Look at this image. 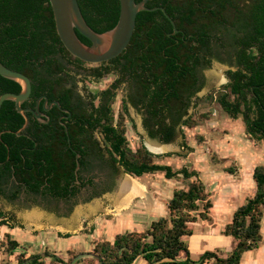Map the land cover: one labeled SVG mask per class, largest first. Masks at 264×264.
<instances>
[{
  "label": "trees",
  "instance_id": "obj_1",
  "mask_svg": "<svg viewBox=\"0 0 264 264\" xmlns=\"http://www.w3.org/2000/svg\"><path fill=\"white\" fill-rule=\"evenodd\" d=\"M78 2L86 22L95 32L104 33L117 25L120 17L119 0ZM216 8L214 31L219 47L231 46L237 50L240 63L237 70L226 72L228 82L216 92L215 100L231 119L242 120L246 134L252 140L264 144V0H216ZM166 11L174 21L178 19L177 16L174 17L172 8L166 7ZM156 14L164 18L163 13L159 11L155 14L139 13L127 58L135 55L138 51L136 46L141 40L145 41V46L148 45L154 30L150 24L154 22ZM165 21L167 24L164 38L166 33L173 31L170 21L167 19ZM179 28L197 30L195 26L188 28L182 24ZM77 34L83 43L91 45L87 38L80 33ZM145 46L139 49L146 51ZM155 51L159 54L160 62H168L173 68L146 70L142 72L143 76L138 75L136 71L137 82H141L144 90L142 94L144 98L135 103V107L139 108L142 104L141 106L149 108L156 127L148 130L149 136L170 143L175 138V127L178 124L182 123L184 127L194 129L204 120H209L210 115L204 114L197 118L191 116L182 120L186 115L182 111L177 120L173 121L171 118L173 125L167 124V117L162 116V110L169 107L170 111V107H175L178 101H182V95L177 90L183 84L187 86L194 72L179 69L177 62L180 61L172 48H168L166 54H162L163 48ZM145 56L148 55L143 57ZM155 56L151 57L154 59ZM0 61L6 67L23 73L32 81L33 95L45 92L42 88L34 87L37 74L41 70H49L57 76L64 73L67 65L76 66L80 70L84 65H88L72 56L61 42L49 0H0ZM114 68L115 66H109L104 71L95 68L91 75L100 79ZM126 72L129 73L128 70ZM57 78H59L57 84H62L64 77ZM123 81L121 79L118 83ZM151 84L156 89L152 92L151 98H148L145 89ZM21 89L19 83L0 76V96L5 93L19 94ZM64 90L63 87L61 91ZM61 91L57 90L54 95L49 96L58 99L64 105L68 99L62 97L64 93ZM103 96L100 106L92 104L91 114L77 115L79 120L74 124V129L68 126L72 147H69L68 135L59 122L54 126L30 120V125L25 131L27 136L3 133L0 136V181L5 174L2 170L5 164L10 169L11 176H14L16 181L21 180L29 192L48 194L51 190V195L56 199L71 201L77 198L83 188L99 187L92 178L85 180L82 173L96 170L98 163L103 161H107L113 171L122 169L124 174L135 179L145 174L164 172L169 180L178 175L192 180L186 188L174 191L167 204L168 218L153 221L145 231L121 233L117 234L113 241L96 242L93 250L86 255L96 259L98 264H136L139 259H143L146 264H241L244 253L261 247L264 242L262 234L264 165L256 166L253 171L255 194L235 210L232 221L222 232L225 237L234 241L233 250L224 258L216 252L206 251L200 261H194L189 245L184 239L193 235L190 228L192 224L211 221L214 207L211 194L201 180L200 173L188 167L175 171L171 166L156 162L158 158L173 156L175 153L154 154L144 145L132 148L126 123L129 117L128 100L121 99L119 110L116 111L117 100L112 91L107 90ZM97 98L98 94H95L94 99ZM201 100L197 99V102ZM183 106H189V101H185ZM99 113L102 117L95 120L96 124L90 123L95 114ZM9 114H13V122L7 121ZM29 116L33 118L32 115ZM24 123L25 119L16 111L15 103L4 102L0 110V133L6 130L17 132ZM86 126L92 128L91 130L100 127L104 149L100 148L96 139H93V134H88L85 140L92 142V145H87L79 137V131H84ZM39 131L49 138L45 139V135L39 136ZM183 140L180 144L183 152L178 154L187 157L193 152V148L186 144L184 135ZM106 155L108 160L105 158ZM227 171L232 173L231 169ZM1 184L2 181L0 190ZM41 187L45 188L44 191ZM110 189L107 187L95 192L91 199L101 196ZM9 199L14 201L16 196L13 195ZM7 217L8 215L0 211V226H6L10 230L23 228L16 224L13 218ZM7 219L10 222H7ZM57 236L66 239L72 237L69 233H58ZM0 252L9 258L2 264H14L11 261L12 257L15 264H48L45 258L50 259V264H80L79 256L85 255H78L77 252L69 250L70 256L65 260L51 254L49 250H45L44 256L39 253L28 254L27 247L16 240L10 232H6L0 239Z\"/></svg>",
  "mask_w": 264,
  "mask_h": 264
},
{
  "label": "rangeland",
  "instance_id": "obj_2",
  "mask_svg": "<svg viewBox=\"0 0 264 264\" xmlns=\"http://www.w3.org/2000/svg\"><path fill=\"white\" fill-rule=\"evenodd\" d=\"M225 70L223 66L214 64L205 72L206 87L198 94V99L202 100L200 102L193 100L197 109L193 113L190 109L193 117L207 114L210 115V119L204 120L194 129L181 126V132L173 143L160 144L157 139L151 140L142 128L141 116L132 108L130 113L137 122V128L132 125L129 117L126 122L127 135L132 148H137L143 142L152 152L175 153L173 156L158 158L156 162L171 166L175 171L188 167L190 170L195 169L202 173L201 180L212 196L214 208L211 212V221L192 224L190 228L193 235L184 239L189 245L194 261H200L206 251L216 252L224 258L233 250L234 241L225 237L222 232L232 221L235 210L246 201L247 197L255 193L253 171L256 166L264 165V144L252 140L246 134L242 120L231 119L215 100L216 92L228 82ZM112 80L113 78H110L109 81H105L103 87L108 86ZM94 85L90 88H94ZM120 100L121 96L115 104L116 111L119 110ZM182 134L186 144L195 149L189 158L178 154L183 152L180 148V144L184 141ZM105 158L108 160V155ZM227 169H231L232 173ZM94 176L100 186L97 191L111 188L96 198L91 199L93 189H85L71 201L65 203L57 201L50 210H45L42 205L29 206L21 201L20 206L18 202L14 205L0 202L5 210L15 214L23 225V228L16 230L13 236L27 247L28 254L39 253L44 256L45 250H49L51 254L68 260L70 256L68 251L73 250L78 255L85 254L79 256L80 264H98L96 259L86 255L93 250L96 242L113 241L117 234L149 229L147 221L141 223L139 215H135L137 220L130 218L118 220L120 213L129 210L128 198L134 195L135 190L128 181L131 180L130 176H126L122 169L113 171L107 161L98 163ZM137 180L148 187L153 186L159 194L158 198L163 209L152 211L153 221L169 217L167 204L174 191L186 188L192 181L183 178L182 175L169 180L164 172L145 174ZM247 180L251 181L253 186L239 188L237 182ZM120 184H123V189H119ZM124 190L130 193H124ZM47 232H49L48 236L45 235ZM58 233H69L72 237L58 238L55 236ZM262 234L264 237V218ZM8 259L3 255L0 264ZM253 259L264 264V242L259 250L244 253L242 263L251 264ZM45 260L50 264L49 258ZM11 261L15 259L11 258ZM136 264H146V262L139 259Z\"/></svg>",
  "mask_w": 264,
  "mask_h": 264
},
{
  "label": "flooded vegetation",
  "instance_id": "obj_3",
  "mask_svg": "<svg viewBox=\"0 0 264 264\" xmlns=\"http://www.w3.org/2000/svg\"><path fill=\"white\" fill-rule=\"evenodd\" d=\"M146 6L150 9L164 8L166 10V7L172 8L174 10V17L177 16L178 19L174 21L173 18H171L170 16L169 17L172 19V21H174L178 33L174 34V26L169 20V18L164 14V12H162L161 10L152 11L149 13L155 14L158 11L162 12L164 18L169 20L171 25L173 26V31L172 33H166V38H164L163 34L165 32L167 24L165 21L166 19L156 14L154 16V22L150 24V27L154 29L152 30L153 36L151 37V40L149 41L147 46H145V41L143 42V40H141L136 46V50L138 51L135 53V55L132 54L131 57L127 58V52L130 51L129 45L133 41L132 36V41H130L126 50L121 55L108 62L101 64L84 65L81 70L78 69L76 66L67 65L64 73H61L57 76L49 70H41L37 74V81L34 83V87L36 86L37 89L42 88L45 90V92L39 95H33V83L31 81L32 93L29 99L22 104V107L24 109H32L34 111H37V109L39 108L42 116L38 118L33 113L27 112L26 114L29 117L28 126L30 125V120H33L40 124L54 126L56 122H59L65 129L66 134L68 135L69 147H72L70 141L71 139L69 127H72V129H74V124L77 120H79L77 115L83 113L91 114L93 112L92 104L100 106L104 98L103 93L107 90H111L113 95L116 96V100H118L120 96L121 99L124 98L128 100V112L129 118L132 121V125L137 128V122L135 121L134 117L131 116L130 108L134 109L137 114L141 116V125L143 130L147 133L148 137L151 140H156L152 139L149 136L148 130L151 128L156 129V127L154 126V122L151 119V115L148 111L149 108L141 106L142 104L139 105V108L135 107V103L140 102L144 98L142 95L144 90L141 86V82H137L136 71H138V75L143 76L142 72L146 70H165L168 68H173L168 62L159 61L160 57L158 56V52L155 51L156 49L160 50L163 48L162 54H166V50L168 48H172L173 51L176 52L174 54H177L176 58L180 61L177 62V66L179 67V69L183 71L194 72V75L192 76V78L190 77L191 79L187 83V86L186 84H183L182 86H179L177 90L179 94L182 95V101H178L175 107H170V111L168 109L169 107L162 110V116L165 115L167 117L166 122L168 125H173L172 119L173 121L177 120L182 114V111L186 113V115L182 117V120H185L192 116L190 109H192V113L195 112V110L197 109V107L195 108L196 103L193 102V100L197 101L198 94L202 92V90L206 87L205 72L210 70L214 66V64H219L220 66L226 68L225 74L229 70L235 71L238 69L240 58L237 50H235L231 46L226 48L219 47V44L217 42L216 32L214 31V22L216 18L217 9L216 0H149ZM181 24L188 28L195 26L197 30H181V28H179V25L181 26ZM142 46H145L146 51L143 49H139ZM144 55L148 56L143 57ZM151 56H155V58L153 59ZM143 60H146L147 62H144ZM109 66H115V68L111 72L106 73L102 78L96 79L94 76L91 75L93 69L98 68L99 70L104 71ZM126 69L129 71V73L126 72ZM62 76L64 77V81L62 82V84H57V80H59V78L57 77ZM110 78H113L110 84L106 87H103V83L105 81H109ZM121 79H123L124 81L118 83V81ZM116 84H118L117 87H115ZM91 85H94V88H90ZM63 87L65 90L61 91ZM155 89L156 87L152 84L149 88L145 89L148 92V98H151L152 92ZM57 90L61 91V93H64L62 97L64 96L68 99V104L65 103L67 106H65V104L63 105L62 103H60L58 99H53L49 96V94L54 95ZM95 94H98L97 99H94ZM45 97H47V100L45 99ZM185 101H189V106H183V103ZM55 102H58L59 106L56 105ZM146 103L148 104V101ZM46 107H50V109L46 111ZM15 109L17 111L16 105ZM55 109H57L58 111ZM29 114L32 115L33 118H31ZM99 117H102L101 113L95 114L94 118L90 123L96 124L95 120ZM7 121H14L13 114L8 115ZM102 123H104V119L102 120ZM181 126L184 127L182 123L178 124L175 127L176 135L174 140L178 137L179 133L181 132ZM91 129L92 128L86 126V129L84 131H79V137L87 145H92V142H90L89 140H85L86 138H88V134H93V139H96L99 143L100 148L104 149L105 145L100 136V127H96L94 130ZM8 131L9 130L1 132L0 136L3 133H10ZM25 131L21 136H27V134H25ZM11 133L15 132L11 131ZM38 133L39 136L45 135V133H42L40 131ZM47 138L49 137H46L45 135V139ZM174 140L170 143H173ZM160 142L163 143L162 141ZM36 145H39L38 142H36ZM141 145L147 147V145L143 142ZM2 167V170L5 171V174L2 175L1 180L2 189L0 190V202L9 205H14L16 202H18L20 206L21 201L23 203L26 202L29 206L35 205L38 207L42 205L45 210H50V207L57 201L62 203L68 202L66 200L56 199L55 197H53L51 195V190L48 194H34L32 192H29L21 180L16 181L14 179V176H11V174L9 173L10 169L7 165L4 164ZM95 171L96 170L94 169L91 172L82 173V176L85 180L92 178L96 183V178L94 176ZM44 189V187H41V190L44 191ZM85 189H93V192L91 193L94 194L95 192H97L98 188L95 189V187H89L83 188L82 190ZM2 190L4 191L3 194ZM13 195L16 196V199L14 201H11L9 198ZM5 209L6 208L2 206V204H0V211L8 215L7 218H13L16 224H18L19 226H23L18 220V218L15 216V214ZM7 222L10 221L7 219Z\"/></svg>",
  "mask_w": 264,
  "mask_h": 264
},
{
  "label": "water",
  "instance_id": "obj_4",
  "mask_svg": "<svg viewBox=\"0 0 264 264\" xmlns=\"http://www.w3.org/2000/svg\"><path fill=\"white\" fill-rule=\"evenodd\" d=\"M49 1L53 9L56 29L61 42L72 56L88 64L105 63L121 55L132 39L137 16L140 12L161 10L172 22L174 34L178 33L174 21H172L164 8L150 9L146 6L149 0H142L138 3L136 0H119V21L112 30L104 33H97L88 25L82 14L78 0ZM77 33L87 38L91 42V45L83 43ZM0 76L15 81L22 87L19 94L5 93L0 96V109L5 101H13L15 102L18 113L25 118L24 126L15 132L17 136H21L29 124L27 112L33 113L38 118L42 116L39 108L37 111H34L22 107V104L29 99L32 93L31 80L23 73L6 67L1 61ZM45 99L47 100V97ZM55 104L59 106L58 102H55ZM49 109L50 107L45 108L46 111ZM8 132L11 133V131Z\"/></svg>",
  "mask_w": 264,
  "mask_h": 264
},
{
  "label": "crops",
  "instance_id": "obj_5",
  "mask_svg": "<svg viewBox=\"0 0 264 264\" xmlns=\"http://www.w3.org/2000/svg\"><path fill=\"white\" fill-rule=\"evenodd\" d=\"M162 144V143H160ZM161 146V145H160ZM159 146V147H160ZM161 148V147H160ZM193 148V147H192ZM151 151V150H150ZM152 152V151H151ZM195 152V149L193 148V152L188 154V156L186 158H189L190 156H192V154ZM154 154H165V153H162V152H153ZM166 153H170V152H166ZM195 170V169H194ZM198 171V170H197ZM199 172V171H198ZM200 173V178H201V172ZM127 176V175H126ZM129 176V175H128ZM131 177V176H130ZM131 180H128L129 183H131V185L133 186L134 190V195L130 198H128V211H124L122 213H118L119 214V219H128L130 218V220L134 219V220H137L136 219V216L135 215H139L141 216V218H139L142 222L144 221H147V224L149 226H151L152 222H153V213L152 211L160 208V209H163L162 206L160 205V201H159V194L156 193V189L152 186L148 187L146 184L144 183H141L139 182L137 179L131 177L130 178ZM203 181V180H202ZM126 182V181H125ZM124 182V183H125ZM134 182V183H133ZM251 181L247 180V181H238L237 184L239 186V188L243 187V186H253L252 182L250 183ZM123 183V184H124ZM123 184H120V187L119 189H123ZM209 192V191H208ZM251 192V191H250ZM124 193H130V191H125L124 190ZM251 194V193H250ZM255 194V193H254ZM253 194V195H254ZM252 195V196H253ZM252 196H249L246 198V200ZM212 198V196H211ZM246 202V201H245ZM244 202V203H245ZM243 203V204H244ZM126 204V203H125ZM214 208V207H213ZM213 210V209H212ZM147 216V217H145ZM20 228H15L13 230H10L8 227L4 226V227H0V239L3 238L4 234L6 232H10L12 235L15 234V231L18 230ZM49 232L45 233V235H49L48 234ZM57 237V234L55 235ZM41 237V236H40ZM263 244V243H262ZM262 244H261V247H262ZM260 247V248H261ZM49 248V247H47ZM259 250V249H258ZM14 258V257H12ZM3 260V254L0 252V261ZM13 263L15 264L16 262L13 261ZM241 264H244V263H241ZM251 264H260L258 260H255L253 259L251 261Z\"/></svg>",
  "mask_w": 264,
  "mask_h": 264
},
{
  "label": "bare ground",
  "instance_id": "obj_6",
  "mask_svg": "<svg viewBox=\"0 0 264 264\" xmlns=\"http://www.w3.org/2000/svg\"><path fill=\"white\" fill-rule=\"evenodd\" d=\"M134 183V182H133ZM125 188V187H124ZM129 188H131V187H129Z\"/></svg>",
  "mask_w": 264,
  "mask_h": 264
}]
</instances>
